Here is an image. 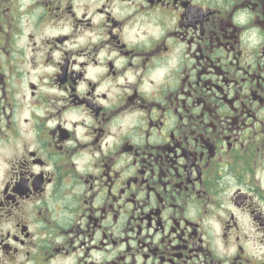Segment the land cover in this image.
Listing matches in <instances>:
<instances>
[{
    "label": "flooded vegetation",
    "instance_id": "1",
    "mask_svg": "<svg viewBox=\"0 0 264 264\" xmlns=\"http://www.w3.org/2000/svg\"><path fill=\"white\" fill-rule=\"evenodd\" d=\"M0 264H264V0H0Z\"/></svg>",
    "mask_w": 264,
    "mask_h": 264
}]
</instances>
